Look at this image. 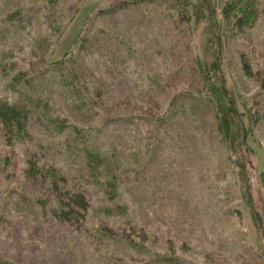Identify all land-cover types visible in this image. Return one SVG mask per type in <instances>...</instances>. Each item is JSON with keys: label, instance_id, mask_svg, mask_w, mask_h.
I'll return each mask as SVG.
<instances>
[{"label": "rangeland", "instance_id": "374dc122", "mask_svg": "<svg viewBox=\"0 0 264 264\" xmlns=\"http://www.w3.org/2000/svg\"><path fill=\"white\" fill-rule=\"evenodd\" d=\"M226 1L0 0V98L30 110L24 137L0 126V257L264 264V0L246 32L228 25ZM18 71L31 82L14 84ZM90 145L139 172L109 194ZM67 189L88 206L60 220Z\"/></svg>", "mask_w": 264, "mask_h": 264}, {"label": "trees", "instance_id": "16d2710c", "mask_svg": "<svg viewBox=\"0 0 264 264\" xmlns=\"http://www.w3.org/2000/svg\"><path fill=\"white\" fill-rule=\"evenodd\" d=\"M39 1L41 2V6L43 5L45 7H47V5H49L50 7L57 6L59 2V0ZM136 3L137 2L134 1L132 4ZM258 8V0H227L223 6V15L229 23L228 25L237 27V30L239 32H246L247 26H251L258 15ZM194 14H196L197 16L198 13ZM198 17L200 18V15H198ZM61 29L62 25L60 23L54 25L53 27V31L55 33L61 31ZM41 55L45 56V54L42 53ZM242 60V69L245 74H248L249 76H255L250 62L245 58ZM12 80L14 84H16L17 82L29 83L31 82V73L28 71H18V73L13 77ZM261 83L262 88L264 89V79ZM205 84H208L206 80ZM212 92L213 91L211 90V93ZM97 96L100 97L98 90ZM91 100L92 98L85 102L91 103ZM74 102L77 103V101ZM123 102L124 101L121 102V100L115 101V108L119 107ZM224 110V108L222 109L221 106H219V110L217 109V116L218 114L220 115V130H222L221 132L223 133L224 137L227 138L230 132V119L228 113H226V110ZM145 112H148L151 116L154 111L152 110V107H149V109H147V111ZM113 113L115 114V116H122L125 114L124 111ZM29 117L30 110L28 108L0 98V126L3 127V133L6 139L21 138V136L24 137L27 133ZM70 127H74L77 129V126L74 124L70 125ZM90 147L92 149L85 148L86 150H89V152L86 153V156L88 158L87 165H89L90 167L93 178H97L99 176L102 177L101 182L109 194L115 195L118 192L119 186L129 177V173L131 171L133 173L139 172L137 166L132 168H124L121 165V162H119V157L115 152L116 149H111L110 153H106L98 146L90 145ZM100 169L103 171V175H100L102 174L99 173ZM28 172L29 174H40L44 177L50 178L55 186H58L60 182L65 180V175L58 171L56 168H38L29 166ZM66 191V197L61 201L60 211L55 212V216L60 220H67L69 219V215L72 214V212H82L81 210L85 211L88 206L87 197L83 191H71L70 189H67ZM0 264L15 263H12L9 260L0 257Z\"/></svg>", "mask_w": 264, "mask_h": 264}]
</instances>
